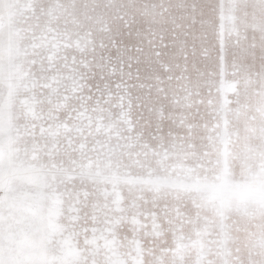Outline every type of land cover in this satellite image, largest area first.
Masks as SVG:
<instances>
[{"label": "snow or ice", "instance_id": "6c2138e0", "mask_svg": "<svg viewBox=\"0 0 264 264\" xmlns=\"http://www.w3.org/2000/svg\"><path fill=\"white\" fill-rule=\"evenodd\" d=\"M0 264H264V0H0Z\"/></svg>", "mask_w": 264, "mask_h": 264}]
</instances>
